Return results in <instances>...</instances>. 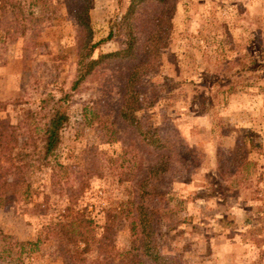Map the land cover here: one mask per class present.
I'll use <instances>...</instances> for the list:
<instances>
[{"label":"rangeland","instance_id":"obj_1","mask_svg":"<svg viewBox=\"0 0 264 264\" xmlns=\"http://www.w3.org/2000/svg\"><path fill=\"white\" fill-rule=\"evenodd\" d=\"M75 1L20 0L24 13L0 11V117L19 124L41 110L43 99L55 96L47 112L72 92L57 156L32 175L30 196L0 207L3 264H65L52 227L70 217V206L95 221L108 264H137L128 201L136 198L139 167L152 155L119 117L118 67L98 69L72 90L80 37ZM130 1L92 0L94 41H101L94 57L121 47L122 33L108 35ZM177 1L168 45L141 80L137 114L173 126L203 159L164 185L169 212L156 221V244L185 264H264V222L255 220L264 212V0ZM250 142L257 145L249 155L256 167L248 183L223 180L218 149ZM221 214L230 223L217 234L221 227L212 220ZM38 237V249L17 244Z\"/></svg>","mask_w":264,"mask_h":264},{"label":"trees","instance_id":"obj_2","mask_svg":"<svg viewBox=\"0 0 264 264\" xmlns=\"http://www.w3.org/2000/svg\"><path fill=\"white\" fill-rule=\"evenodd\" d=\"M5 4L0 6L1 12L12 8L13 11L19 9L24 13L20 0H5ZM73 6L72 12L80 27V37L77 43V74L72 90L77 89L98 69L118 67L124 80L120 89L119 117L127 127L134 130L139 138V146L152 155L145 165L142 163L139 167L142 173L136 181V198L128 201L133 248L137 250L132 257L137 264H185L181 258L164 255L158 250L156 221L169 212L164 185L174 175L190 173L200 166L203 153L199 148L182 142L173 126H156L137 114L141 108V80L155 70L160 51L168 45L178 1L131 0L125 13H116L108 35L109 39L115 33H122L125 39L121 47L98 57H94V52L101 41H94L90 16L92 0H76ZM51 97L55 99L53 95L43 99L41 110L28 112L19 124L13 125L0 117V207L13 203L19 196H30L32 175L57 156L63 129L70 118L67 103L72 98V92H65L51 109L44 112ZM111 134L109 142L115 139L113 130ZM256 146L250 142L248 145L240 143L231 149H218L217 169L220 177L231 183L236 181L235 178L238 182L248 183L256 167V162L249 155ZM87 184L83 180L81 188ZM68 209L70 217L67 220L60 219L52 227L65 264L110 263L112 259L103 254L106 244L99 237L95 221L83 212L74 211L72 206ZM255 220L263 225L264 212L261 218ZM212 221L215 228L217 224L221 227L216 229L217 234L222 233L225 224L230 223L229 217L224 214L217 215ZM42 241L43 238L38 237L36 241L17 244L34 250L38 249ZM136 242H139L138 245H135Z\"/></svg>","mask_w":264,"mask_h":264}]
</instances>
